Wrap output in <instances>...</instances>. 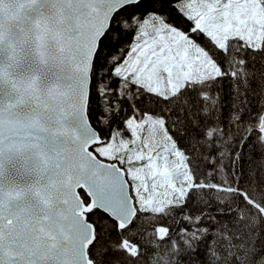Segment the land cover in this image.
Returning a JSON list of instances; mask_svg holds the SVG:
<instances>
[{
    "label": "snow or ice",
    "instance_id": "obj_1",
    "mask_svg": "<svg viewBox=\"0 0 264 264\" xmlns=\"http://www.w3.org/2000/svg\"><path fill=\"white\" fill-rule=\"evenodd\" d=\"M0 264H264V0H0Z\"/></svg>",
    "mask_w": 264,
    "mask_h": 264
}]
</instances>
